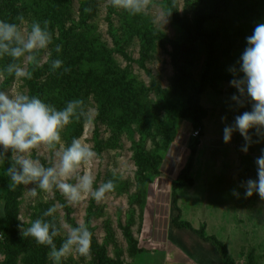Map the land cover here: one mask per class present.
<instances>
[{"label":"rangeland","instance_id":"rangeland-1","mask_svg":"<svg viewBox=\"0 0 264 264\" xmlns=\"http://www.w3.org/2000/svg\"><path fill=\"white\" fill-rule=\"evenodd\" d=\"M1 1V0H0ZM179 13L191 23L201 12L210 11L215 0H175ZM23 8L22 15L26 26L33 21L43 24L42 16H36V9L30 6L35 0H16ZM111 0H98L92 4L91 15L84 26L78 28L86 39L98 51L99 55L81 66L90 78L83 80L75 90L70 91L71 98L82 99L85 109H93L92 121L73 120L61 131V144L66 146L73 138H80L90 144L97 153L89 165L96 177L94 187L111 180L114 189L105 198L97 202L91 197L77 204H68L65 198L57 194L49 196L38 191L31 196L30 189L36 187L33 182L23 185L18 199V217L25 221V227L41 216L42 212L55 203L65 204L70 211V219L75 225L84 223L89 227L98 244L105 249L106 258L122 264H223L220 254L214 246L203 241L194 230L204 227L205 236H215L225 243L228 256L235 264H244L250 250L260 257L264 264V200L258 194L244 197V187L248 179H256V158L264 149V142L253 143L247 154L241 151L245 141L234 132L230 142L223 141V130L235 123L237 115L251 111L250 98L243 100V107L232 99L239 95L230 83L242 78L239 61L247 48V37L252 35L259 23H264V0H230L229 9L218 19L207 22L205 31L215 37L211 70L203 93L198 102L204 113L202 132L196 136L189 120L174 122L175 135L172 142L162 150V136L153 137L155 132L143 129L137 121L124 119V113L118 106L102 114L105 95L112 94L110 84L106 89L92 82L93 76H105L109 67L129 80L138 95L144 109H152L158 115V121L168 123L167 112L163 108L162 92L173 93L175 68L170 54L174 43H183L184 32L171 21L162 0H139L141 13L132 15L122 8L109 13ZM79 1L64 0L62 26L66 30L72 22L79 21ZM34 8V9H33ZM0 19L3 20L0 12ZM57 38L59 30L51 31ZM148 40V52L143 55L142 44ZM54 42L47 51H41L40 58L48 62L47 52L54 51ZM4 60V61H3ZM3 61V62H2ZM23 62V61H20ZM10 63L9 58H0V64ZM43 63V64H44ZM0 65V87L6 79ZM29 70L30 64H25ZM237 71L234 74L231 69ZM205 70V48L197 44L192 62L186 67V78L193 87L199 86L200 75ZM8 90L28 94L25 80H15ZM62 93L56 83L49 84L43 101L57 108H63L56 98ZM105 105V104H104ZM123 114V115H122ZM255 140V130H251ZM157 135V134H156ZM198 138L199 145L194 158L190 176L192 187L176 189V201H173L172 183L185 165L190 146ZM133 144H140L149 154L162 157L158 174L148 175L147 183L137 181V168L133 161ZM159 146V147H158ZM61 145L53 148L41 146L32 153L44 166H51L54 153ZM12 153V152H11ZM71 182H75L74 180ZM9 186L6 169L0 164V217H3L4 196ZM233 191L239 192L237 198ZM18 221L19 238L28 242L25 253L16 264H52L48 258L35 260L34 240L23 237ZM51 219V218H49ZM189 223L191 229L173 225V220ZM57 223L67 221L63 208L56 214ZM126 233L136 241L141 253L131 254ZM0 232V243H1ZM59 246L61 240L56 239ZM0 248V262L3 260ZM62 264H95L79 255H70Z\"/></svg>","mask_w":264,"mask_h":264},{"label":"clouds","instance_id":"clouds-1","mask_svg":"<svg viewBox=\"0 0 264 264\" xmlns=\"http://www.w3.org/2000/svg\"><path fill=\"white\" fill-rule=\"evenodd\" d=\"M115 8H122L132 15L141 13L142 5L139 0H111ZM17 22L0 19V58H10V63L4 66V72L15 80H30L33 71L25 64L32 65L33 70L42 66L39 53L47 51L53 43V34L49 30V21H33L30 28L26 26L23 15L16 17ZM247 48L239 61V72L242 78L233 79L231 85L239 95L232 99L243 107L242 98H250L251 111L237 115L232 126L223 130V141L228 143L234 132H238L245 143L241 151L248 153L253 143L264 142V23H259L252 35L247 37ZM54 51L57 58L50 59V71L55 72L64 66L59 58L62 47L56 45ZM51 57V52H47ZM23 61V62H20ZM64 67V71H69ZM231 71L235 74L236 69ZM94 110L85 109L82 99L68 101L63 108L44 102L39 96L28 95L21 91L0 89V164L6 160L9 150L12 152V162L6 169L9 178V189L14 190L19 185H29L33 182L36 187L30 189L31 196L39 192L47 194L44 199L58 191L68 204H77L91 197L99 202L106 194L114 189L111 180L94 187L96 177L89 165L97 153L92 146L80 138H73L71 143L61 144V131L73 120L84 119L91 122ZM255 130V137L250 134ZM61 145V150L54 153L55 160L51 166H44L37 158H33L34 150L41 146L53 148ZM256 179H248L244 187V197L250 198L258 194L264 200V149L256 158ZM75 181L74 183L71 181ZM239 198L240 193L233 191ZM65 205L55 203L44 210L41 216L32 220L27 227L25 221L19 225L23 237L33 239L37 245L49 249L48 258L52 264H62L70 255H79L90 259L92 233L89 227L77 222L74 226L60 220L57 223L58 209ZM51 218V219H45ZM60 238L59 246L56 239Z\"/></svg>","mask_w":264,"mask_h":264},{"label":"trees","instance_id":"trees-1","mask_svg":"<svg viewBox=\"0 0 264 264\" xmlns=\"http://www.w3.org/2000/svg\"><path fill=\"white\" fill-rule=\"evenodd\" d=\"M79 1V21L78 23L72 22L71 25L65 30L62 26V18L64 15V0H35L30 6H34L33 10L36 16H42L43 21H49V30L53 31L55 28L59 30L57 38H54V47L60 45L62 52L59 54V58L64 61V66L55 72L50 71V59L57 58V53L53 51V54L48 62L42 64L41 67L33 70L32 65L29 66V70L33 71V76L30 80H25L28 88V95L39 96L42 100L46 95V88L49 84L56 83L60 89L62 96L56 98L59 104H66L72 100L70 91L75 90L77 86L85 79L90 78L87 73H84L81 66L86 61H91L99 55L96 48L78 32V28L85 25L91 15L94 16V8L92 4L98 0H78ZM104 1V0H102ZM173 24L177 25L185 34L186 38L183 43H174L172 45V52L170 54L171 62L175 68V76L173 80V93L162 92L163 108L167 112L168 123L162 124L158 121V115L153 112L152 109H144L139 102V98L135 90L129 84V80L122 75H119L115 69L109 67L105 71V76H93L92 82L97 84L100 88L106 89L110 84L112 88V94L107 93L105 95V103L101 110L104 115L110 111L113 105L122 109L124 119L129 122H139L143 129L151 130L156 136H162L165 139L162 142L159 150L165 149L173 140L175 135L174 122L177 120H189L193 130H196V136L200 135L203 126L202 121L204 113L199 105L198 98L203 93L207 77L211 70V64L213 59L215 37L213 34L205 31L204 25L207 22L218 19L225 13L230 7V0H215L210 11L199 13L194 22L191 23L187 18H183L178 10L175 0H162ZM116 8L112 6L111 2L108 6L109 13H112ZM0 12L3 20L17 22L16 17L22 15L23 8L19 6L16 0H1ZM148 42L145 39V43L142 44V54L146 55L148 52ZM201 43L205 48V70L200 75L199 86L193 87L190 81L187 80L185 74L186 67L192 62L193 56L196 52L197 44ZM41 56V53H39ZM5 58V57H4ZM10 60V58H9ZM4 61V60H3ZM2 61V62H3ZM2 65V71L6 76L0 89L7 88L13 81V77L4 72V66ZM64 67L70 69L64 71ZM105 104V105H104ZM123 115V114H122ZM199 145L198 138H195L194 142L190 146L189 157L179 171L176 179L172 183V195L173 201H176V189L180 187H192L193 179L190 176V172L193 167L194 158ZM133 161L137 168V181L139 183H147L148 175L158 174V168L161 166L163 160L158 154H149L146 152L142 145L133 144ZM12 162L11 150L6 154V160L3 163L5 169L10 166ZM23 185L17 186L14 190H10L9 186L4 196L3 204V217H0V232L1 243L0 248L3 251V260L0 264H16V259L26 251L28 242L24 238H19L18 233V199L21 196ZM57 194V191L55 192ZM63 204V203H62ZM65 205V204H64ZM63 210L66 212L67 221L72 223L69 215V208L65 205ZM49 219V218H45ZM173 225L177 228L185 227L191 229L189 223L178 222L173 220ZM197 235L206 242L211 243L215 250L220 254V258L223 264H235V262L228 256L227 247L225 243L218 240L215 236H205L204 227L199 230H194ZM127 242L129 245V252L131 254L141 253V250L137 248L136 241L131 237L129 233H126ZM34 259L37 261H43L46 259L49 249L45 246L37 245L33 242ZM91 256L95 264H122L119 261H114L106 258V252L101 247L95 237L92 235L91 244ZM260 257L257 256L253 250H250L245 258L244 264H259ZM27 264V260L24 262Z\"/></svg>","mask_w":264,"mask_h":264}]
</instances>
